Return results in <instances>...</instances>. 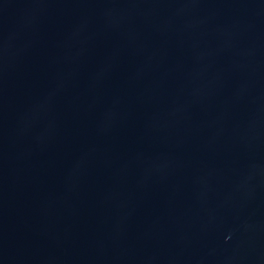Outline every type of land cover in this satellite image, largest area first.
Here are the masks:
<instances>
[{
  "label": "water",
  "instance_id": "obj_1",
  "mask_svg": "<svg viewBox=\"0 0 264 264\" xmlns=\"http://www.w3.org/2000/svg\"><path fill=\"white\" fill-rule=\"evenodd\" d=\"M0 264H264V0H0Z\"/></svg>",
  "mask_w": 264,
  "mask_h": 264
}]
</instances>
